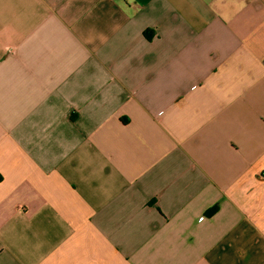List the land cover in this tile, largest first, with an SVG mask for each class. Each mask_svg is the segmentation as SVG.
<instances>
[{"label":"crops","instance_id":"crops-1","mask_svg":"<svg viewBox=\"0 0 264 264\" xmlns=\"http://www.w3.org/2000/svg\"><path fill=\"white\" fill-rule=\"evenodd\" d=\"M0 264H264V0H0Z\"/></svg>","mask_w":264,"mask_h":264},{"label":"trees","instance_id":"trees-1","mask_svg":"<svg viewBox=\"0 0 264 264\" xmlns=\"http://www.w3.org/2000/svg\"><path fill=\"white\" fill-rule=\"evenodd\" d=\"M146 35H147V36H149V37H151V36H150L148 33H146ZM210 212H211V213H213V212H214V210H212V211H210Z\"/></svg>","mask_w":264,"mask_h":264}]
</instances>
